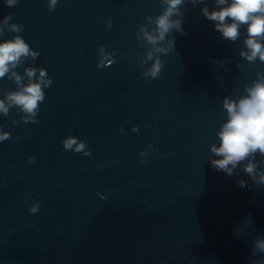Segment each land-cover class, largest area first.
I'll list each match as a JSON object with an SVG mask.
<instances>
[{"label": "water", "instance_id": "1", "mask_svg": "<svg viewBox=\"0 0 264 264\" xmlns=\"http://www.w3.org/2000/svg\"><path fill=\"white\" fill-rule=\"evenodd\" d=\"M48 3L8 7L0 0V44L19 35L39 52L22 56L0 78L8 107V115L0 112V134H10L0 142V264L264 260V252L253 255L256 240L264 239V184L256 182L264 157L240 162L232 176L210 165L223 158L211 148L220 146L217 133L227 122L224 99L238 101L264 71L258 58L250 64L240 55L247 51L246 26L236 42L225 40L202 13L218 11L215 0H185L179 9L185 34H167L157 47L174 37L175 51L165 55L140 31L154 30L145 16L162 15V0H58L51 12ZM12 24L24 31H9ZM157 57L165 62L160 77H143ZM31 68L38 69L34 77L27 75ZM40 69L53 84L42 86L39 123H31L7 96L38 83ZM69 137L91 155L65 150ZM249 163L256 165L255 181L245 171Z\"/></svg>", "mask_w": 264, "mask_h": 264}, {"label": "clouds", "instance_id": "2", "mask_svg": "<svg viewBox=\"0 0 264 264\" xmlns=\"http://www.w3.org/2000/svg\"><path fill=\"white\" fill-rule=\"evenodd\" d=\"M205 0H191L192 4H203ZM18 0H5L8 7H14ZM58 0H49L48 11H54ZM166 5L162 15L153 17L146 15L150 23L155 24L154 30L150 33L146 28H141L144 38L149 44L153 46V51L156 53H163L168 55L175 51V38L168 42L167 47H157L158 44L165 41L167 34L175 30L181 35H184L183 14L180 12V6L185 3V0H162ZM215 4L219 10L209 11L207 7L202 9L203 16L209 20L216 22L215 31L222 33V38L232 42H236L241 37V28L246 26L247 37L244 40L247 51L240 53L241 57L245 58L250 64H255L257 58L261 63H264V0H215ZM224 6V7H220ZM174 16L181 17V19H173ZM12 19L11 15L4 17L3 24L8 26V22ZM229 20L231 21L229 23ZM107 26L111 28V21L107 22ZM3 27H0V35L3 34ZM9 31L23 32L24 26L22 24H12ZM153 51L147 53V61L153 59ZM101 55L104 56V49H100ZM31 55L33 59L39 56V52H30L29 45L25 40L17 35L14 40H9L0 44V78H4L9 73V66L16 67L20 62L21 57H28ZM146 61V62H147ZM214 64H219L221 67L224 61H211ZM165 62H162L159 57L151 65L148 71L143 73V77H150V80H155L160 77L164 68ZM101 68V65H98ZM38 69L31 68L27 70L29 77H34ZM40 81L38 83H29L19 92L9 93L7 100L10 102L9 106H20L21 111L33 119L31 123H39L34 119L39 111V104L45 100V93L42 91L43 87H48L53 84L52 80H46V72L40 69ZM17 84L20 83L22 77L12 73ZM147 80V79H146ZM244 91L247 93L242 98L237 100L225 98L223 107L227 110V122L221 127L217 133L220 140V146L217 148L212 146L211 151L222 159H213L210 165L217 171H224L228 176L233 175V169L237 165L251 157L256 159V155L264 157V71L257 73L255 79L250 86H247ZM0 112L8 115V107L5 102L0 100ZM27 122V121H26ZM10 139V134L5 132L0 134V142ZM76 153L83 152L85 156L91 155L90 151H85V143H78L77 138L69 137L63 141V148L65 150L73 149ZM141 157L145 153L140 154ZM34 159V158H33ZM32 161L30 160L29 163ZM147 162V161H145ZM229 165L232 167L230 168ZM245 171L256 180L255 171L256 165L249 163ZM257 183L264 184V175L260 176ZM241 187H245L243 181H239ZM39 204L33 206L30 211L35 214L39 211ZM257 252H264V239H257L255 242V249L253 255ZM252 264H264V260L253 261Z\"/></svg>", "mask_w": 264, "mask_h": 264}]
</instances>
